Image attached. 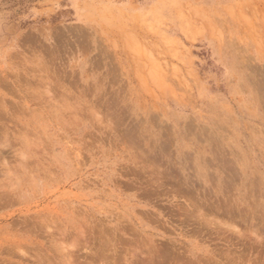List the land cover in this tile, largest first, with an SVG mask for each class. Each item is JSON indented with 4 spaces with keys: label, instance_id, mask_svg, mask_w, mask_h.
I'll list each match as a JSON object with an SVG mask.
<instances>
[{
    "label": "rangeland",
    "instance_id": "obj_1",
    "mask_svg": "<svg viewBox=\"0 0 264 264\" xmlns=\"http://www.w3.org/2000/svg\"><path fill=\"white\" fill-rule=\"evenodd\" d=\"M0 264H264V0H0Z\"/></svg>",
    "mask_w": 264,
    "mask_h": 264
},
{
    "label": "bare ground",
    "instance_id": "obj_2",
    "mask_svg": "<svg viewBox=\"0 0 264 264\" xmlns=\"http://www.w3.org/2000/svg\"><path fill=\"white\" fill-rule=\"evenodd\" d=\"M50 87V86H49ZM50 89V88H49ZM42 228V227H41ZM149 262V261H148ZM155 263V262H154Z\"/></svg>",
    "mask_w": 264,
    "mask_h": 264
}]
</instances>
